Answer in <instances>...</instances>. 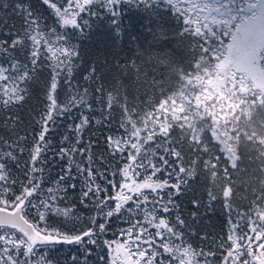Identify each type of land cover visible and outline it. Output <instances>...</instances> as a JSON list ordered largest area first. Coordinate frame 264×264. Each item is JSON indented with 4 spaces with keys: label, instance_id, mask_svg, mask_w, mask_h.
<instances>
[{
    "label": "trees",
    "instance_id": "1",
    "mask_svg": "<svg viewBox=\"0 0 264 264\" xmlns=\"http://www.w3.org/2000/svg\"><path fill=\"white\" fill-rule=\"evenodd\" d=\"M259 1L0 0V202L29 191L35 228L77 238L0 228V264H111L129 231L146 264L251 263L231 237L264 222V88L218 65ZM126 167L162 186L117 209Z\"/></svg>",
    "mask_w": 264,
    "mask_h": 264
},
{
    "label": "rangeland",
    "instance_id": "2",
    "mask_svg": "<svg viewBox=\"0 0 264 264\" xmlns=\"http://www.w3.org/2000/svg\"><path fill=\"white\" fill-rule=\"evenodd\" d=\"M194 4L200 2V0H190ZM213 2L215 0H203ZM249 9L255 10L256 14H253V18L244 23H238L236 31L233 33L232 37L229 38L226 44V55L223 57L224 60L219 63L218 66L225 70V78L231 81V86L235 85L234 77L235 74L240 72L247 81H254L257 86L261 89L264 88V71L260 67L259 57L255 53H251L253 48H260L259 53L264 56V2L259 1L253 7L248 5ZM249 51V52H248ZM249 54V55H248ZM211 80L208 84H211ZM253 82V83H254ZM219 82L218 84H220ZM207 84V85H208ZM216 86V85H215ZM262 91V89H261ZM43 134L38 138V142H41ZM38 148L33 150V161L38 157ZM140 169L133 170L130 167L124 169L122 182L118 189L116 190L115 200L117 203V209H121L127 205L129 201L136 203L135 201L140 198H146V194L153 193L156 196L158 189L162 186L161 182L153 180L152 175H150L148 181L142 180L144 175L140 173ZM29 191L19 197L13 204L9 207L14 206L20 200L24 199ZM142 204L147 201L142 200ZM139 202V203H141ZM136 204V205H139ZM1 206H5L4 202H0ZM7 207V206H5ZM162 222L158 224L161 226ZM250 231L244 237L243 242H239L231 237L233 241V247L231 251H235L238 248H247L249 251L248 259L250 264H264V222L255 224L250 227ZM5 230H12L7 229ZM18 236L20 241H23L27 249H31L29 242L25 237L13 230ZM46 235L53 236L57 235L55 233L50 234L44 232ZM58 236V235H57ZM121 240L113 241L109 247V255L111 257V264H146V257L144 256L145 248L143 244L150 243V239H145L141 236L124 232L120 236Z\"/></svg>",
    "mask_w": 264,
    "mask_h": 264
},
{
    "label": "water",
    "instance_id": "3",
    "mask_svg": "<svg viewBox=\"0 0 264 264\" xmlns=\"http://www.w3.org/2000/svg\"><path fill=\"white\" fill-rule=\"evenodd\" d=\"M25 200H20L17 204L11 207L0 205V228L15 230L22 234L29 242L30 248L36 245H54V243H72L77 238H62L60 236H49L44 232L39 231L30 223L23 215V205Z\"/></svg>",
    "mask_w": 264,
    "mask_h": 264
}]
</instances>
